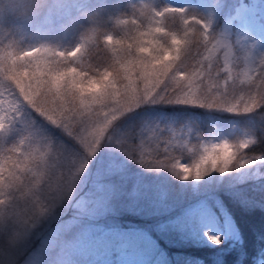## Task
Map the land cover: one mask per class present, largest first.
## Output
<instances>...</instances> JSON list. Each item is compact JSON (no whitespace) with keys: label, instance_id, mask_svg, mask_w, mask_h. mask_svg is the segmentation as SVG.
Segmentation results:
<instances>
[{"label":"rangeland","instance_id":"1","mask_svg":"<svg viewBox=\"0 0 264 264\" xmlns=\"http://www.w3.org/2000/svg\"><path fill=\"white\" fill-rule=\"evenodd\" d=\"M96 2L53 0L40 22L15 16L23 0L0 9V253L55 232L39 264H201L163 248L233 247L216 195L264 184V155L246 154L264 138L262 1Z\"/></svg>","mask_w":264,"mask_h":264},{"label":"trees","instance_id":"2","mask_svg":"<svg viewBox=\"0 0 264 264\" xmlns=\"http://www.w3.org/2000/svg\"><path fill=\"white\" fill-rule=\"evenodd\" d=\"M14 3L18 4L19 0H10ZM87 0H82V2H86ZM93 1V0H92ZM94 0V3L97 4ZM101 1V0H100ZM157 1V2H156ZM262 1V6L264 7V0ZM155 5L158 7L163 2L162 0H155ZM19 7V6H17ZM17 7H15L17 9ZM77 11L80 12L78 9ZM16 10H14V13ZM75 11L69 12V17L72 19L70 21V24H66L64 27H66V31L68 32L71 28V26H74L76 23H73L78 16L79 18H82V15H78L76 13H73ZM91 16H93V12L90 13ZM16 16V15H15ZM90 16V17H91ZM18 17V16H16ZM88 17V15L86 16ZM42 21V20H41ZM64 29V28H63ZM81 30V29H80ZM75 29L73 30V32ZM72 32V33H73ZM82 31L77 30L74 32L73 36L68 37L66 39V42L68 45H71L75 41V37L81 33ZM4 36L3 39H6L5 36L8 35H2ZM66 35L63 38L59 39L56 37L53 40L51 36H44L45 41L50 42H57V41H63L65 39ZM8 42V41H7ZM7 42L2 43L1 45H5ZM259 105L254 109V113L264 114V95L262 98L257 102ZM197 112V111H196ZM264 118V115H263ZM257 133V134H256ZM255 135L258 136L256 138V142L249 146L246 150L247 155H264V138H260L257 130L255 131ZM64 137V136H63ZM69 141V140H68ZM131 160L135 161L136 158L132 157ZM264 184H254V182H247L245 184L236 185L234 186V189H239L238 192H234L233 195L229 196L225 194L224 192H218L216 197L218 200L222 203L224 210L228 213L231 220L234 222V227L237 232V238L239 241L231 247L229 241H225L220 243L217 247L207 249V248H197V249H191L186 248L183 253L188 254L191 256L194 260V263L201 262L203 264H213V263H220V264H257L260 263L261 258H264V206L260 204L261 198L259 190H263ZM259 188V189H258ZM258 189V190H256ZM250 198V200H249ZM252 202L259 200L258 205H248L250 204V201ZM120 219L130 221L134 227L143 229L142 231L148 233L149 235H153L154 228H151L153 225V222L155 220H146L143 219H135L129 214H122L119 216ZM114 222V221H110ZM110 222H108L109 225ZM118 226V225H115ZM167 253L169 254H175L178 253V251H181V249H175V248H166Z\"/></svg>","mask_w":264,"mask_h":264},{"label":"snow or ice","instance_id":"3","mask_svg":"<svg viewBox=\"0 0 264 264\" xmlns=\"http://www.w3.org/2000/svg\"><path fill=\"white\" fill-rule=\"evenodd\" d=\"M185 96H187V94H185ZM158 99H163V97H158ZM153 102H156V101L154 100ZM169 102L190 103V104L201 106V107L204 106L203 103L197 99H194V98L185 99L184 97H181V96H178L174 101H169ZM209 107H211V105H209ZM228 110L231 111L232 109L229 108ZM250 110H251L250 108L245 109V111H250ZM210 158H211V154L205 157L204 160H207ZM198 169H199V166H198ZM227 170H228L227 165L219 168V172L221 174H224ZM179 172L183 173L182 175L179 176L180 179L187 180L190 178L189 175L187 174L188 173L187 169L181 168L179 169ZM206 174H207L206 172L202 170H198L196 174L192 176L191 178L195 180H200ZM55 235H56L55 232H53L52 234L48 236H45L43 238H38L35 243L30 244L29 247L23 250V252L20 251V249L17 248L16 246L10 247L8 250L0 253V264H17L19 257L23 255L24 252H27L28 249H31V251L28 252V258L25 260V264H29L30 261H34V264H39V261L42 255L46 251H48L50 247H54L56 245L57 241L55 239ZM209 239L212 241V243H219L218 237L209 236ZM33 245H35L34 248L32 247ZM116 246L119 249L118 242H116Z\"/></svg>","mask_w":264,"mask_h":264},{"label":"clouds","instance_id":"4","mask_svg":"<svg viewBox=\"0 0 264 264\" xmlns=\"http://www.w3.org/2000/svg\"><path fill=\"white\" fill-rule=\"evenodd\" d=\"M52 2L53 0H23V3L19 7H17L14 14L28 22H40L42 19L47 17ZM0 9L4 10L6 14L8 13V0H0ZM29 58V54L25 53L24 59L28 60ZM247 143L248 142H246L242 146L246 147ZM15 151L16 146H13L12 152L15 153ZM202 159V157H198L197 161L195 162H200ZM16 160H19V157H16ZM13 162L15 163V161ZM12 174H15V171Z\"/></svg>","mask_w":264,"mask_h":264}]
</instances>
